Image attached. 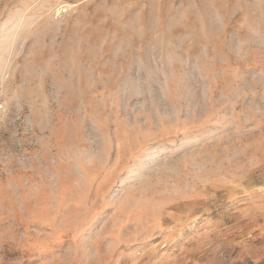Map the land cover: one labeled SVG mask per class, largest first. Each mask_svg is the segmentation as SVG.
Listing matches in <instances>:
<instances>
[{
    "label": "rangeland",
    "instance_id": "1",
    "mask_svg": "<svg viewBox=\"0 0 264 264\" xmlns=\"http://www.w3.org/2000/svg\"><path fill=\"white\" fill-rule=\"evenodd\" d=\"M0 264H264V0H0Z\"/></svg>",
    "mask_w": 264,
    "mask_h": 264
},
{
    "label": "built area",
    "instance_id": "2",
    "mask_svg": "<svg viewBox=\"0 0 264 264\" xmlns=\"http://www.w3.org/2000/svg\"><path fill=\"white\" fill-rule=\"evenodd\" d=\"M1 106V105H0Z\"/></svg>",
    "mask_w": 264,
    "mask_h": 264
}]
</instances>
